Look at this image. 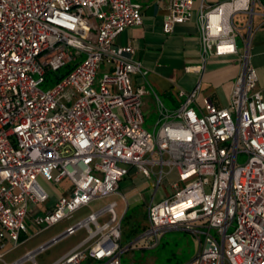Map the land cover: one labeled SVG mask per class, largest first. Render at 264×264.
I'll use <instances>...</instances> for the list:
<instances>
[{
  "label": "built area",
  "instance_id": "1",
  "mask_svg": "<svg viewBox=\"0 0 264 264\" xmlns=\"http://www.w3.org/2000/svg\"><path fill=\"white\" fill-rule=\"evenodd\" d=\"M160 1L168 9L166 34L196 11V0ZM256 1L200 0L202 60L239 55L244 72L223 108L210 97L196 103L200 81L191 91H178L175 109L153 91L158 129L152 132L143 112L144 96L152 91L133 82L134 75L146 74L143 63L132 58V44L116 42L143 22L141 3L0 0V257L30 233L117 193L134 167L148 178L156 173V187L170 172L177 174L169 182L171 194L147 206L141 239L149 246L181 228L199 239L185 264H264V94L249 52L239 53L234 22ZM67 65L72 70L58 74L52 88H40L48 74ZM65 178L72 193L47 208L44 183ZM116 208V201L108 203L10 264H38L37 253L82 228L87 237L53 264H122L125 213L120 217ZM106 213L110 219L100 223ZM8 241L13 246L2 251Z\"/></svg>",
  "mask_w": 264,
  "mask_h": 264
},
{
  "label": "crops",
  "instance_id": "2",
  "mask_svg": "<svg viewBox=\"0 0 264 264\" xmlns=\"http://www.w3.org/2000/svg\"><path fill=\"white\" fill-rule=\"evenodd\" d=\"M133 1L143 5V22L128 27L116 39V42L122 46L132 44L134 46L132 58L143 63L146 74L134 75L133 82L137 87L143 85L152 91L144 96V116L145 113L158 116L153 91L160 96L166 107L175 109L181 103L178 91L180 89L191 91L199 81L200 88L196 99L199 106H202L204 97H210L217 108L226 107L231 100L234 82L244 72V64L239 55H212L206 62L202 60L198 19L200 0H196L193 18L177 25L169 34L163 31V22L168 13L164 2L160 0ZM224 1L227 0H206L209 5H217ZM234 22L240 32V44L237 39L239 53L249 52L251 63L258 73L257 88L264 94V0H257L251 12L238 13ZM155 168L154 171H157L158 168ZM165 170L168 171L169 168L165 167ZM147 178L132 167L129 175L121 180L117 193L122 190L119 194L126 203V211L139 202H143L147 207L151 201H158L170 195L169 182L175 180L177 174L175 171L170 172L159 187L153 183L151 186L153 190L139 189ZM44 184L50 193L47 208L51 207L59 197L70 195L73 190L72 182L68 178L58 183L45 182ZM114 201L117 202L118 208V201ZM95 211L97 210L92 212ZM108 215L110 219V214ZM86 237L87 235L74 247Z\"/></svg>",
  "mask_w": 264,
  "mask_h": 264
},
{
  "label": "rangeland",
  "instance_id": "3",
  "mask_svg": "<svg viewBox=\"0 0 264 264\" xmlns=\"http://www.w3.org/2000/svg\"><path fill=\"white\" fill-rule=\"evenodd\" d=\"M238 37L239 44L241 43ZM86 57L83 54L80 60ZM61 69L58 73H51L46 76L47 81L40 88L48 90L52 88L58 79V74L62 73ZM158 116L156 114L147 115L145 113L144 127L150 131H156L155 127ZM242 161V159H240ZM157 169V168H155ZM157 174L152 173L151 177L139 189H152L151 186L157 181ZM122 193V190H119ZM113 193L109 196L98 198L91 202L89 206L82 207L72 214V217L65 218L59 223L43 230L38 234L31 235L24 239L20 245L4 256L0 257V264H10V262L23 259L29 252H33L39 247L49 243L53 237L61 234L69 225L77 221L85 219L88 214L94 210L101 209L108 203L117 200L119 203L117 214L121 217L126 211V203L121 194ZM147 207L143 202L137 203L134 207H130L124 215L123 219V247L128 249L122 253V264H185L191 260L199 249V239L191 231L173 228L165 231L160 241L155 246H149L151 241L141 239V234L147 223L146 218ZM109 215L105 214L100 218V222L109 220ZM34 232V228H30ZM87 235L85 228L79 229L75 234L61 238L56 243L48 246L45 250L37 253L34 257L38 264H53L63 257L70 249L78 244ZM13 246V243L8 241L6 247L2 251H6ZM19 264H35L33 259L22 260Z\"/></svg>",
  "mask_w": 264,
  "mask_h": 264
},
{
  "label": "trees",
  "instance_id": "4",
  "mask_svg": "<svg viewBox=\"0 0 264 264\" xmlns=\"http://www.w3.org/2000/svg\"><path fill=\"white\" fill-rule=\"evenodd\" d=\"M62 69H63V71L59 76L64 77L72 70V65H67Z\"/></svg>",
  "mask_w": 264,
  "mask_h": 264
},
{
  "label": "water",
  "instance_id": "5",
  "mask_svg": "<svg viewBox=\"0 0 264 264\" xmlns=\"http://www.w3.org/2000/svg\"><path fill=\"white\" fill-rule=\"evenodd\" d=\"M48 244V243H47Z\"/></svg>",
  "mask_w": 264,
  "mask_h": 264
}]
</instances>
